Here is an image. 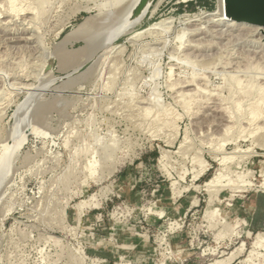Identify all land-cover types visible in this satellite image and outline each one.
Segmentation results:
<instances>
[{
  "label": "rangeland",
  "instance_id": "rangeland-1",
  "mask_svg": "<svg viewBox=\"0 0 264 264\" xmlns=\"http://www.w3.org/2000/svg\"><path fill=\"white\" fill-rule=\"evenodd\" d=\"M11 1L0 264H264L244 259L264 232L262 34L207 15L217 0H153L122 32L108 0ZM70 32L89 53L60 56Z\"/></svg>",
  "mask_w": 264,
  "mask_h": 264
},
{
  "label": "bare ground",
  "instance_id": "bare-ground-1",
  "mask_svg": "<svg viewBox=\"0 0 264 264\" xmlns=\"http://www.w3.org/2000/svg\"><path fill=\"white\" fill-rule=\"evenodd\" d=\"M10 1V3H11V7L9 8L11 11H15V12H17V11H21V10H19V8H18V10H16L17 8H15L14 7V4H13V2L11 1V0H9ZM123 1L124 0H108V5L107 6H105V8L103 9L104 11L105 10H109V9H114V8H116L114 11H111V13H109V11H108V13L109 14H106L105 15V17L104 18H102V19H99L100 21V23H102L103 21L105 22L106 20L105 19H107L108 21H109V19H110V17H115V20L116 19H118L119 20V26H121L120 27V29H119V31H121L123 28H127L129 25H133V24H135L136 22H138L142 17H143V15L146 13V11H147V9L149 8V6H150V4L148 3L144 8H143V10L141 11V13L139 14V15H137V16H134L133 15V9H134V7L137 5V3H138V1L139 0H126L127 2H125L124 4H123ZM159 2L161 1V0H158ZM104 5H105V3H104ZM157 6V4L155 5V7ZM154 7V8H155ZM27 8H29V7H27ZM22 10H24V9H22ZM88 10V9H87ZM24 11H26V10H24ZM106 11V12H107ZM28 12V11H27ZM101 12V11H100ZM99 12V13H100ZM103 12V11H102ZM101 12V13H102ZM105 12V13H106ZM100 13V14H101ZM11 14V13H10ZM104 14V13H103ZM13 15V14H12ZM114 15H117V17L118 18H116V16H114ZM186 15H188V13H185L184 14V16H186ZM207 15H209V16H214L215 17V19L216 20H218V21H220L221 20V22H225V23H227V25H229V26H233V25H235V26H241V28H246V27H250L253 31H255L256 33H260V34H262V31H264V27H260V26H256V25H252V24H249V23H238V22H235V21H233L232 19H230L229 17H226V15L224 14V12H223V2H222V0H217V6H216V9L213 11V12H209ZM194 16H197V14H195ZM189 18V17H188ZM91 19H93V16L91 15L90 17L89 16H87V17H85V19H84V21H82V23L79 25V26H77V30L75 31V32H83V31H85L86 30V27L88 26V23L90 22V20ZM96 18H94V20H95ZM112 19H114V18H112ZM97 20V19H96ZM115 20L113 21L114 23H115ZM92 21V20H91ZM121 21V22H120ZM93 22L94 21H92V23H89V27L91 26L92 27V25H93ZM97 23H99L98 21H96ZM94 23V24H97V23ZM116 22H118V21H116ZM166 22V20L165 19H163L162 21L160 20L159 22H155V23H153L152 25L154 26V25H157V24H160V23H165ZM100 23H99V25H100ZM107 23V22H106ZM111 23V22H110ZM122 23V24H121ZM92 24V25H91ZM103 24V23H102ZM116 24L117 23H115L114 25L116 26ZM105 25V24H104ZM87 29H88V27H87ZM198 29V28H197ZM89 30H90V28H89ZM88 30V31H89ZM124 30V29H123ZM126 30V29H125ZM117 32H118V30H117ZM122 32V31H121ZM79 33V34H80ZM84 33V32H83ZM82 33V34H83ZM68 34V33H67ZM77 34V33H76ZM88 34H90V33H88ZM74 35V34H73ZM72 32H70V34H68L67 36H65V43L64 44H62L64 47H62L63 48V51L62 52H60L61 54H60V56H62V57H64V58H69L68 60H72V57H74V58H76V55H78V56H80L81 54H85L86 55V52H88L87 50H91L90 49V47L91 46H88V47H85V46H79L78 48H76V49H73V50H69V51H66V44L67 43H70L71 42V39H73L72 38ZM81 35V34H80ZM85 35V34H84ZM18 37V36H17ZM73 37H75V35L73 36ZM77 37V36H76ZM79 37H81V36H79ZM93 37V36H92ZM92 37H90V38H92ZM81 39V38H80ZM84 39V38H83ZM96 40H97V38H95ZM64 41V40H63ZM85 42H86V40H84ZM99 41V40H98ZM72 43V42H71ZM86 44H88L87 42H86ZM99 44V43H98ZM89 45V44H88ZM93 49V48H92ZM68 50V49H67ZM56 53V52H55ZM89 53V52H88ZM80 54V55H79ZM77 56V57H78ZM71 57V58H70ZM73 58V59H74ZM64 60H66V59H63V62H65ZM75 60V59H74ZM77 60V59H76ZM80 60V59H79ZM61 61H62V59H61ZM77 66V65H76ZM40 90V89H39ZM43 90V89H42ZM41 91V90H40ZM43 92V91H42ZM38 93V92H37ZM41 93V92H40ZM41 95V94H40ZM49 104V103H48ZM52 105V104H51ZM56 105V104H55ZM49 106H50V104H49ZM20 143V142H19ZM8 147V146H7ZM218 178H220V175H219V173H215L214 174V176H212V177H210V178H208L206 181H205V187H207L208 189L212 186V184L213 183H215L217 180H219ZM264 184V183H263ZM214 185V184H213ZM206 188V189H207ZM206 191H208V190H206ZM235 248V247H234ZM244 248V242L242 241L240 244H239V248L236 250L237 251V253H239L242 249ZM260 248H262V249H264V232H257L255 235H254V238H253V240H252V248L248 251L249 253H248V255L246 256V258H244L246 261H248L249 259H251V258H253V257H255V256H253V255H255L257 252H258V249H260ZM236 253V252H235ZM236 253V254H237ZM234 256H236L233 252H232V254H231V256L230 257H228V258H226V259H224V260H215V261H213V262H211L210 264H227L231 259H233L234 258ZM253 256V257H252Z\"/></svg>",
  "mask_w": 264,
  "mask_h": 264
},
{
  "label": "water",
  "instance_id": "water-1",
  "mask_svg": "<svg viewBox=\"0 0 264 264\" xmlns=\"http://www.w3.org/2000/svg\"><path fill=\"white\" fill-rule=\"evenodd\" d=\"M153 0H139L133 9V15L137 16L143 8ZM223 12L238 23H249L264 27V0H222ZM264 41V31H262Z\"/></svg>",
  "mask_w": 264,
  "mask_h": 264
},
{
  "label": "crops",
  "instance_id": "crops-1",
  "mask_svg": "<svg viewBox=\"0 0 264 264\" xmlns=\"http://www.w3.org/2000/svg\"><path fill=\"white\" fill-rule=\"evenodd\" d=\"M252 221H253V219H252ZM244 242V241H243ZM244 245H245V242H244ZM238 248H239V246H238ZM244 249V248H243ZM243 249L241 250V251H243ZM240 251V252H241ZM226 259V258H225ZM216 260H220V259H216ZM221 260H224V259H221ZM231 261H232V259L227 263V264H230L231 263ZM246 261V260H245ZM210 264V263H209Z\"/></svg>",
  "mask_w": 264,
  "mask_h": 264
}]
</instances>
